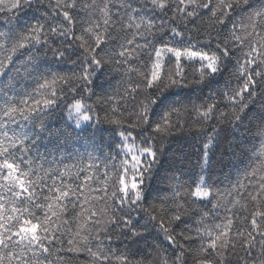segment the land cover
I'll list each match as a JSON object with an SVG mask.
<instances>
[{"label": "snow or ice", "instance_id": "obj_1", "mask_svg": "<svg viewBox=\"0 0 264 264\" xmlns=\"http://www.w3.org/2000/svg\"><path fill=\"white\" fill-rule=\"evenodd\" d=\"M0 14V264H264V0H0ZM57 111L72 130L109 126L102 161L66 150ZM181 136L197 159L177 157L150 201Z\"/></svg>", "mask_w": 264, "mask_h": 264}, {"label": "trees", "instance_id": "obj_2", "mask_svg": "<svg viewBox=\"0 0 264 264\" xmlns=\"http://www.w3.org/2000/svg\"><path fill=\"white\" fill-rule=\"evenodd\" d=\"M2 17V14H0ZM26 19V18H25ZM3 23V20L0 19V24ZM107 78V77H105ZM225 84L224 78L216 77L215 81L212 83L211 88H221ZM209 87H204L203 93L199 90H181L175 89L170 94H167L166 97L162 98L161 103L154 110L155 115L154 119L159 120L163 115V111L166 110L168 104L172 102H186L188 98L193 100L197 96L207 95L209 92ZM49 127L55 131L57 128H68L71 131V138L69 143L66 146V150L72 152L73 154H87L93 153L94 156L99 157L100 160H103V153L109 151L108 145L112 142V134L109 130L108 125H88L82 127L83 130H72L74 126L71 125L70 121L66 119V112L57 111L53 117L48 121ZM47 143V142H45ZM55 141L53 140V144ZM49 150L52 149V144L48 145ZM43 151V148L41 149ZM188 154L190 159L195 162L197 159L196 156V146L191 137H178L176 138L169 146L167 155L162 157L161 165L158 168L157 174L154 179L149 183L146 196L151 201L156 199L158 196L164 194L166 188V183L164 178L170 174L171 169L175 165L179 167V162L177 157ZM241 168L243 165L240 166ZM225 172H230L232 178L235 179L238 173L235 168L225 169ZM220 166H216L212 172L213 177H220Z\"/></svg>", "mask_w": 264, "mask_h": 264}, {"label": "rangeland", "instance_id": "obj_3", "mask_svg": "<svg viewBox=\"0 0 264 264\" xmlns=\"http://www.w3.org/2000/svg\"><path fill=\"white\" fill-rule=\"evenodd\" d=\"M88 125H90V124L82 125V127H85V126H88Z\"/></svg>", "mask_w": 264, "mask_h": 264}]
</instances>
